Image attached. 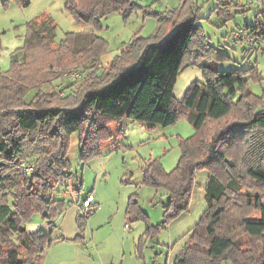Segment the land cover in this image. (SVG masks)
I'll return each instance as SVG.
<instances>
[{"label": "trees", "instance_id": "16d2710c", "mask_svg": "<svg viewBox=\"0 0 264 264\" xmlns=\"http://www.w3.org/2000/svg\"><path fill=\"white\" fill-rule=\"evenodd\" d=\"M250 4L245 0L235 3L216 0L213 10L229 18L235 12H245ZM193 5V0H182L179 9L155 13L158 24L152 36H135L111 59L103 77L96 74L100 56L106 50V43L99 35L91 30L68 32L55 43L57 25L51 17L43 16L27 23L18 56L11 60L9 69L0 70V264H42L44 251L53 241L52 228L28 233L25 221L32 213L39 212L52 223L63 211L64 202L52 193L57 183L73 177L66 158L71 133L82 134L80 157L86 162L99 153L103 141L111 138L109 123H120L127 117L167 126L174 124L181 113L193 126L194 134L179 138L181 155L176 167L165 172L161 162L154 159L142 170L143 184L166 193L161 226L189 210L195 172L209 170L206 209L188 235L176 264H264V202L258 204L259 216L255 218L241 212V203H236L238 210H233L230 203L232 195L242 193L239 177L264 185V167L251 164L243 173L239 172L232 149L239 141L236 136H229L239 132L242 138L251 128L248 125L258 128L264 136V101L246 86L245 71L217 70L211 61L203 59L213 52L199 30ZM135 7L134 0H65L66 11L77 23L92 26H99L100 19L111 12L127 15ZM243 28L264 34L262 22L256 21L255 27L245 23ZM37 50L46 54L41 63L35 60ZM52 53L57 55L53 57ZM68 53L85 54L80 65L87 78L76 90L79 91L76 99L54 89L53 80L65 81V77L45 75L54 65L64 73L66 66L62 60ZM191 65L202 68L204 80L192 81L182 102L176 103L173 87L177 75L183 67ZM249 71L257 77L256 67ZM46 85L52 88L42 90ZM71 86L74 89L78 85L67 83L61 89ZM234 107L239 114L249 112V124L243 121L219 126ZM122 131L120 127L117 135ZM33 134L45 139L36 146L34 157L25 149L26 135ZM261 144L264 146V140ZM31 156L33 162L27 160ZM27 165H32L30 171L19 169ZM92 211L93 206L83 216L77 209L80 225ZM125 216L127 222L144 220L145 233H151L154 226L148 222L136 194L129 196ZM241 233L250 237L243 248Z\"/></svg>", "mask_w": 264, "mask_h": 264}, {"label": "rangeland", "instance_id": "374dc122", "mask_svg": "<svg viewBox=\"0 0 264 264\" xmlns=\"http://www.w3.org/2000/svg\"><path fill=\"white\" fill-rule=\"evenodd\" d=\"M134 1L137 7L127 15L111 12L100 19L99 26H92L77 23L66 11L65 0H0V70L9 69L11 60L18 56V50L24 45L27 23L49 16L57 25L55 43L63 40L68 32L90 30L104 39L106 50L100 56V69L96 70V74L105 76L111 59L119 55L135 36H152L158 24L155 13L179 9L182 0ZM233 1L235 3L243 0ZM263 1L252 3L245 12H235L229 18L218 15L213 10L216 0H193L192 11L197 17L199 30L205 35L206 42L213 52L205 55L203 59L211 61L217 70L245 71L246 86L253 95L264 101V34H256L253 46L245 42H235L232 36V31L244 27L245 23L251 27L256 26V21L264 24ZM45 55L43 51L37 50L36 63H41ZM51 55L54 57L57 53ZM219 55L221 57L217 58ZM84 56V53H68L62 60L66 66L64 73L56 65L49 68V74L46 71L45 75L60 74L65 77V81L53 80L55 90L76 99L79 93L76 90L87 78L86 74L81 72L83 68L80 65L85 61ZM252 67H256L257 77L249 71ZM203 80V70L200 66L183 67L173 87L175 102H182L192 81ZM67 83L78 86L74 89L72 86L69 89H61ZM51 88L46 85L42 90ZM235 100L236 97L233 101ZM239 113L238 108L234 107L228 119L222 120L219 126L225 127L243 121L249 124V112ZM248 126L251 128L245 129L242 138L239 137V132L229 135L236 136L239 141L232 149L241 173L251 164L264 167V146L261 144L264 140L263 133L256 127ZM120 127H123V131L118 136ZM108 129L111 138L103 141L99 153L86 162L80 157L82 134L75 131L69 135L66 158L73 177L57 183L52 193L54 198L64 202L63 211L52 223L43 219L39 212L32 213L25 221L26 231L33 233L41 228L46 231L52 228L51 239L61 235L65 237L61 243L45 249L48 252L46 264H176L182 257L188 235L199 223L206 209L205 186L209 170L200 169L195 172L189 210L165 226L160 224L164 219L166 193L163 189L155 190L143 184L142 170L148 161L154 159L161 162L165 172L173 170L181 155L179 138L193 135V126L186 115L181 113L174 124L167 126L141 123L123 117L120 123H109ZM44 141L40 134L26 135L25 149L34 157L37 153L36 146ZM254 143L256 145L252 147ZM29 159V162H33L32 156L27 160ZM25 168L19 167L23 172H26ZM238 179L242 183V193L230 197L233 210L241 207V212L248 217H258L257 206L264 202V185L248 177ZM91 189L98 204L95 205V202L90 216L80 225L76 219L77 204ZM132 194H136L141 209L148 215V222L154 226L150 234L145 233L144 220H125L124 209ZM236 203L242 205L238 207ZM240 240L243 248L250 242V237L247 233H241ZM258 245H261L260 242Z\"/></svg>", "mask_w": 264, "mask_h": 264}, {"label": "built area", "instance_id": "2783aa9c", "mask_svg": "<svg viewBox=\"0 0 264 264\" xmlns=\"http://www.w3.org/2000/svg\"><path fill=\"white\" fill-rule=\"evenodd\" d=\"M249 3H258L261 2V0H245ZM256 34L253 30L247 29V28H238L236 30L233 31L232 36H233V40L235 42H245L246 44H252L254 43L253 41L256 38ZM25 168V167H24ZM23 168V169H24ZM32 169V165L30 166H26L25 170L30 171ZM93 195L91 193L87 194V196L81 200V202L77 205V209L79 211L80 214H82L83 216H86L89 214L90 209L93 206ZM107 264H113V263H107Z\"/></svg>", "mask_w": 264, "mask_h": 264}, {"label": "crops", "instance_id": "0c3cea01", "mask_svg": "<svg viewBox=\"0 0 264 264\" xmlns=\"http://www.w3.org/2000/svg\"><path fill=\"white\" fill-rule=\"evenodd\" d=\"M89 193H91L92 195H93V201H92V203H93V207H94V204H95V196H94V192H93V189H91V190H89L88 192H87V194H89ZM86 194V195H87ZM86 197V196H85ZM84 199V198H83ZM81 202V201H80ZM79 202V203H80ZM78 203V204H79ZM77 204V205H78ZM98 204V202H96V204L95 205H97ZM101 205H102V203H101ZM96 207V206H95ZM124 215H125V209H124ZM125 220H126V216H125ZM126 222H127V220H126ZM62 236V235H61ZM57 239V240H56ZM53 240V239H52ZM64 240V239H63ZM63 240H60V239H58V237H56L53 241H52V243L49 245V246H51V245H53V244H58V243H61ZM48 246V247H49ZM50 251V250H49ZM47 256H48V252H46V250H45V252H44V254H43V259H42V263L43 264H46L47 263Z\"/></svg>", "mask_w": 264, "mask_h": 264}]
</instances>
